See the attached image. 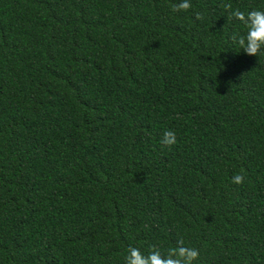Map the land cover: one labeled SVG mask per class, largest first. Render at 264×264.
I'll list each match as a JSON object with an SVG mask.
<instances>
[{"label": "trees", "instance_id": "obj_1", "mask_svg": "<svg viewBox=\"0 0 264 264\" xmlns=\"http://www.w3.org/2000/svg\"><path fill=\"white\" fill-rule=\"evenodd\" d=\"M180 2L0 0V264H264V0Z\"/></svg>", "mask_w": 264, "mask_h": 264}, {"label": "clouds", "instance_id": "obj_2", "mask_svg": "<svg viewBox=\"0 0 264 264\" xmlns=\"http://www.w3.org/2000/svg\"><path fill=\"white\" fill-rule=\"evenodd\" d=\"M191 8L190 0H181L180 3L173 7V11L184 10ZM233 15L240 19L246 25L247 32L239 37H234L236 42L240 45L248 55L258 56L264 52V10H252L247 13L237 10ZM200 14H197V19H200ZM176 136L171 130L165 132V139L162 141L167 146L175 144ZM235 183H242L243 177L237 175L234 177ZM133 255L127 257V264H139L136 257L139 255L138 250L132 249ZM199 256L196 249H185L179 257L172 261V264H193Z\"/></svg>", "mask_w": 264, "mask_h": 264}]
</instances>
